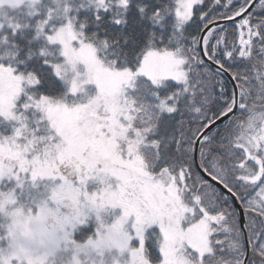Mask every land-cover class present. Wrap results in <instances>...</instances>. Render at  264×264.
Listing matches in <instances>:
<instances>
[{"label": "snow or ice", "instance_id": "6c2138e0", "mask_svg": "<svg viewBox=\"0 0 264 264\" xmlns=\"http://www.w3.org/2000/svg\"><path fill=\"white\" fill-rule=\"evenodd\" d=\"M0 264H264V0H0Z\"/></svg>", "mask_w": 264, "mask_h": 264}]
</instances>
